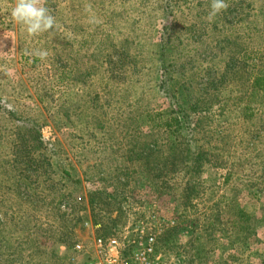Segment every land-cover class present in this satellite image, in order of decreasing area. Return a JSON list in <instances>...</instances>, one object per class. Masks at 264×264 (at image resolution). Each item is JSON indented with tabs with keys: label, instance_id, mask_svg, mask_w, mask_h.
Listing matches in <instances>:
<instances>
[{
	"label": "rangeland",
	"instance_id": "rangeland-1",
	"mask_svg": "<svg viewBox=\"0 0 264 264\" xmlns=\"http://www.w3.org/2000/svg\"><path fill=\"white\" fill-rule=\"evenodd\" d=\"M14 2L0 264H84L147 212L164 264H264V0L211 21L210 0H44L57 27L37 37L10 22Z\"/></svg>",
	"mask_w": 264,
	"mask_h": 264
},
{
	"label": "built area",
	"instance_id": "built-area-1",
	"mask_svg": "<svg viewBox=\"0 0 264 264\" xmlns=\"http://www.w3.org/2000/svg\"><path fill=\"white\" fill-rule=\"evenodd\" d=\"M156 213L147 212L131 219L113 235L96 237L84 264H164L157 250L162 217ZM75 249L85 251L80 243Z\"/></svg>",
	"mask_w": 264,
	"mask_h": 264
},
{
	"label": "clouds",
	"instance_id": "clouds-1",
	"mask_svg": "<svg viewBox=\"0 0 264 264\" xmlns=\"http://www.w3.org/2000/svg\"><path fill=\"white\" fill-rule=\"evenodd\" d=\"M228 7L226 0H210V11L208 19L213 17ZM87 10V9H86ZM10 22L19 25L28 37H37L43 33L50 32L57 27V21L45 6L44 0H15L7 12ZM90 23H97V19L92 16ZM26 55H34L41 60L47 58L48 51L45 49H35L26 51Z\"/></svg>",
	"mask_w": 264,
	"mask_h": 264
},
{
	"label": "trees",
	"instance_id": "trees-1",
	"mask_svg": "<svg viewBox=\"0 0 264 264\" xmlns=\"http://www.w3.org/2000/svg\"><path fill=\"white\" fill-rule=\"evenodd\" d=\"M174 120H178V118H177V117H175V118H174Z\"/></svg>",
	"mask_w": 264,
	"mask_h": 264
}]
</instances>
